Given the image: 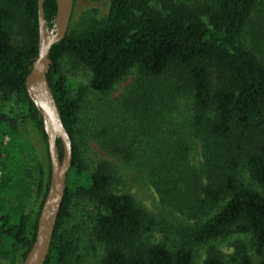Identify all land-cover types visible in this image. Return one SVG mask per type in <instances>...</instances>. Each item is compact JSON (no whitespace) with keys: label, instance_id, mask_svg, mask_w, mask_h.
<instances>
[{"label":"trees","instance_id":"1","mask_svg":"<svg viewBox=\"0 0 264 264\" xmlns=\"http://www.w3.org/2000/svg\"><path fill=\"white\" fill-rule=\"evenodd\" d=\"M108 2L105 18L80 31L68 26L49 50L46 78L72 162L45 264H66L74 251L65 222L80 196L94 204L92 238L103 247L102 264H195L198 247L207 249L202 264H264V1ZM42 11L55 33L56 0H44ZM38 18V0H0V99L18 108L0 116V264L24 261L50 182L49 153L46 170L20 130L30 120L47 144L25 86L38 57ZM64 59L91 72L74 96ZM130 75L121 95L86 107L88 96L106 97ZM89 140L111 160L89 169ZM57 154L62 160L60 138ZM133 176L180 214L179 223L137 200ZM34 200L38 209L26 211ZM172 229L179 245L168 243ZM235 234L250 235L254 252L239 243L226 260L215 243Z\"/></svg>","mask_w":264,"mask_h":264},{"label":"rangeland","instance_id":"2","mask_svg":"<svg viewBox=\"0 0 264 264\" xmlns=\"http://www.w3.org/2000/svg\"><path fill=\"white\" fill-rule=\"evenodd\" d=\"M264 1V0H263ZM109 2L108 0H74L73 10L71 14V20L69 29L70 30H82L88 27L94 21H98L105 18L108 14ZM253 22L256 23L258 29H260V19L255 18ZM62 71L65 73L68 82L71 86L72 94L76 95V89L89 83L91 79V72L88 68L78 65L69 59H64L62 63ZM134 75L128 76L125 80L121 81L115 89L106 97L100 95L91 94L86 99V107L88 109H95L101 104V101L112 100L115 97L121 95L125 88L130 84ZM17 106L13 103L2 102L0 99V116H15L17 113ZM21 136L27 138L32 146V153H34L35 159L41 162L48 169V146L45 143L40 131L36 128L33 122L25 120L20 122ZM9 137L6 136L3 139V148L6 149L9 146ZM87 165L89 169H92L98 162L103 159H110L111 157L102 151L98 145L93 141L89 140L85 147ZM50 161V158H49ZM33 163V162H32ZM125 169V168H124ZM49 170L50 162H49ZM128 177H131L134 173L124 170ZM247 176L246 173H244ZM1 177V172H0ZM46 177V176H44ZM135 177V176H133ZM45 179V178H44ZM132 182L129 185L130 192L135 195L137 200L156 215L164 216L174 224L179 223L177 217H181L179 213L170 211L163 207L159 203V198L154 188L149 185L137 181L136 177L131 179ZM6 204L8 198L5 200ZM38 209V201L34 200L28 205L26 211H36ZM94 204L89 198L80 196L73 200L71 205V214L65 222V228L68 236L74 240L75 248L74 251L68 256L66 264H102L104 258L103 247L96 243L92 238L93 231V215H94ZM185 222L190 223L192 221L186 220ZM164 236V235H163ZM162 233L155 235L154 240H161ZM168 243L170 246L179 245L178 235L174 229L168 234ZM246 246L249 253L254 252L253 240L250 235L235 234L227 239L218 241L215 246L219 249L221 255L226 259L230 260L235 256L236 246L238 244ZM195 264H202L206 256V248L198 247L195 249Z\"/></svg>","mask_w":264,"mask_h":264},{"label":"water","instance_id":"3","mask_svg":"<svg viewBox=\"0 0 264 264\" xmlns=\"http://www.w3.org/2000/svg\"><path fill=\"white\" fill-rule=\"evenodd\" d=\"M43 2L44 0H38L40 29L38 57L32 64L25 86L27 95L42 114L44 131L47 135L51 174L49 188L38 218L36 240L22 264H45L72 162L71 139L63 125L59 109L47 82L46 73L51 63L48 56L49 50L67 33L74 0H56V31L52 34L47 31L44 24ZM58 138L61 139L64 149L62 160L57 154Z\"/></svg>","mask_w":264,"mask_h":264}]
</instances>
